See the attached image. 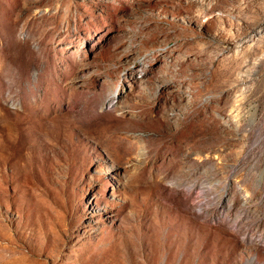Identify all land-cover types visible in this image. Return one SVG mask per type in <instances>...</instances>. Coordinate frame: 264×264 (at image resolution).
<instances>
[{
    "label": "rangeland",
    "instance_id": "1",
    "mask_svg": "<svg viewBox=\"0 0 264 264\" xmlns=\"http://www.w3.org/2000/svg\"><path fill=\"white\" fill-rule=\"evenodd\" d=\"M0 264H264V0H0Z\"/></svg>",
    "mask_w": 264,
    "mask_h": 264
}]
</instances>
